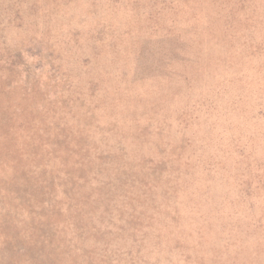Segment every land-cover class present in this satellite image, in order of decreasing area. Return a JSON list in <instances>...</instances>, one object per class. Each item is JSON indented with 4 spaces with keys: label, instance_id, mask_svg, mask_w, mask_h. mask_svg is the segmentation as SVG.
Wrapping results in <instances>:
<instances>
[{
    "label": "rangeland",
    "instance_id": "obj_1",
    "mask_svg": "<svg viewBox=\"0 0 264 264\" xmlns=\"http://www.w3.org/2000/svg\"><path fill=\"white\" fill-rule=\"evenodd\" d=\"M41 1L0 0V250L264 264V0Z\"/></svg>",
    "mask_w": 264,
    "mask_h": 264
},
{
    "label": "trees",
    "instance_id": "obj_2",
    "mask_svg": "<svg viewBox=\"0 0 264 264\" xmlns=\"http://www.w3.org/2000/svg\"><path fill=\"white\" fill-rule=\"evenodd\" d=\"M73 0H42L37 6H35L36 9H41L43 10V8H47L48 10V14H57V13H62L64 10H66L67 6H70L69 4H71ZM46 13V14H47ZM46 14H42L40 16V20L42 21L43 25H48L51 21L49 20L48 17H50V15H46ZM52 16V15H51ZM10 79V75H8ZM91 89V88H90ZM22 90L24 91V93H29V91H33V89H28V88H22ZM2 94L1 90H0V95ZM44 94V92H43ZM7 108V106H5ZM6 108H1L0 107V126H4L2 124H6V126H8V117H6V113L7 110ZM43 115L48 114L49 112H42ZM11 124V123H10ZM9 124V125H10ZM28 152H30L31 154H34V152L38 151V147L35 145H28L27 148H25ZM1 159V157H0ZM13 163H18L21 164V167L19 168L18 166L15 165V167L17 168L16 172L14 171V174L12 176V181H11V185L9 186V188H5L4 191H6L7 193L12 195V198L17 202V204L21 205L23 203H25L24 198L26 197V195L24 194V196H21L22 191L19 189V187H15V185L17 186H21V184L19 183V181H23L25 182L28 177L23 176V172L24 170H22L21 168L23 166H25L24 162H21L20 160H14ZM18 182V183H16ZM22 188V186H21ZM49 220H51L49 218ZM47 223L48 226V233H55V230L53 228V221H44L41 223L44 224ZM31 225V223L29 224ZM38 226H40L39 224H37ZM28 228V227H27ZM47 228H45V226H41L39 229H37L35 226L31 227V229L29 230L28 234H27V238L32 241V242H39L38 244H40V246H44V249H46L47 253L40 256H35L33 254H27V252H29V249H26L24 251V253H18L17 249L14 248L12 246L11 247H6L4 251L0 250V263L1 264H62L63 259H61V255L59 254L58 251V247H57V243L54 242V237H50V239L47 237L48 234L46 233ZM53 230V231H51ZM49 233V234H51ZM52 234V235H53ZM52 238V239H51ZM28 240V241H29ZM10 240H8L9 242ZM13 249V250H12ZM67 251V249H66ZM54 252H58L57 256ZM62 253L65 252L64 247L61 248ZM18 253V254H17ZM59 254V255H58ZM42 259V260H40ZM46 259V260H45Z\"/></svg>",
    "mask_w": 264,
    "mask_h": 264
}]
</instances>
